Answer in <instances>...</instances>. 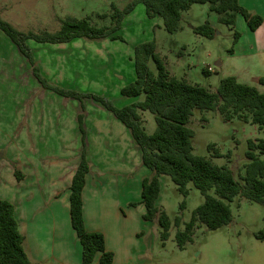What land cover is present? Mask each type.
<instances>
[{
  "label": "rangeland",
  "instance_id": "rangeland-1",
  "mask_svg": "<svg viewBox=\"0 0 264 264\" xmlns=\"http://www.w3.org/2000/svg\"><path fill=\"white\" fill-rule=\"evenodd\" d=\"M133 1L0 0V16L23 32H54L61 27L58 18L68 16L91 18L98 26L109 25V19L96 16L112 14L113 6L124 10ZM207 21L215 27L213 39L198 36L192 30ZM181 27L176 33H168L162 19L148 18L139 2L122 21L118 33L123 40L76 39L59 45L28 41L40 75L52 87L76 94L71 96L43 87L34 76L30 61L0 30V169H15L16 161L26 163L31 158L41 169L40 178L44 180V174L48 178L50 172H56L59 186L64 184L62 172L79 163L80 151L85 148L88 163L91 160L95 170L106 174L104 193L113 192L115 167L132 168V203L137 204L132 206V239L145 251L143 259L132 264H247L241 254L245 256L246 243L256 233H264V205L249 201L239 204L235 199L230 203L234 216L230 226L211 231L198 225L193 241L180 250L176 233L184 229L204 197L192 183L184 197L169 176H161L156 205L173 222L170 238L163 242L158 218L147 222L137 210L145 168L129 130L102 102L82 96L101 97L119 109L143 100V95L127 98L121 91L136 78V47L150 41L156 42L157 53L170 75L217 90L221 79L232 69L234 32L241 30L219 23L218 15L210 11L208 4H195L184 12ZM219 62L224 66H218ZM149 66L157 72L152 60ZM208 68L213 71L207 74ZM140 114L146 132L152 134L156 129L153 114ZM189 126L194 132V154L215 165H227L239 181L249 163V141L264 139V129L259 126L237 118L225 121L216 111L194 110ZM210 194L215 196L214 191ZM176 218L181 219L179 228L174 225ZM97 258L98 255L92 264H97Z\"/></svg>",
  "mask_w": 264,
  "mask_h": 264
},
{
  "label": "trees",
  "instance_id": "trees-1",
  "mask_svg": "<svg viewBox=\"0 0 264 264\" xmlns=\"http://www.w3.org/2000/svg\"><path fill=\"white\" fill-rule=\"evenodd\" d=\"M145 7L148 18L160 17L168 33H176L181 28L183 13L195 4H208L210 11L218 15V22L235 30L238 15L247 22L250 30L256 31L264 22V15L252 14L245 9L239 0H134L124 10L113 6L112 14L97 15L100 19H109V25L98 26L91 18L78 19L68 16L59 19L61 27L54 32H23L0 16V30L5 33L20 52L30 61L34 76L43 87L52 89L61 95H76L52 87L44 79L35 65L28 41L38 43L65 44L76 39L85 40H123L118 33L124 17L133 11L137 3ZM201 37L213 39L216 30L210 22L192 28ZM240 33L235 30V45ZM155 41L145 42L135 49L134 68L136 78L121 91L127 98H140L132 105L117 108L105 99L94 95H82L102 102L115 117L130 131L138 147L143 165L152 173L142 184V200L146 212L145 221L158 218L161 227V240L167 241L171 235L173 222L165 211L157 205L161 191V176H169L178 187L179 192L187 197L188 185L193 184L203 195V203L197 207L191 220L184 229H178L175 241L180 250L193 241L194 231L198 225H204L214 231L228 226L233 220L230 203L236 198L246 199L252 203L264 205V139L249 141L246 154L249 163L241 181L236 180L233 171L227 165L218 166L205 157L194 154V132L189 124L194 110L216 111L225 121L240 119L251 122L264 129V93L255 86L240 83L235 77L221 79L216 91L192 84L186 79L170 75L164 59L157 53ZM233 52V48L230 53ZM152 60L157 72L149 66ZM208 74L209 72L205 70ZM264 85V78L259 79ZM153 114L156 129L152 134L146 132L140 112ZM82 125V123H81ZM83 146L85 139L83 138ZM90 165L86 158L85 148L80 163L70 185V214L72 227L82 246V264H92L100 254L99 264H113L114 254L106 250L105 237L101 232H91L84 221L83 190L87 183ZM15 176L21 174L15 170ZM214 191L215 196L210 192ZM132 203V206H136ZM184 207V203L181 208ZM180 218L174 225L179 228ZM264 240L261 231L255 234ZM25 237L19 230L14 205L6 200L0 201V264H30L24 249Z\"/></svg>",
  "mask_w": 264,
  "mask_h": 264
},
{
  "label": "crops",
  "instance_id": "crops-1",
  "mask_svg": "<svg viewBox=\"0 0 264 264\" xmlns=\"http://www.w3.org/2000/svg\"><path fill=\"white\" fill-rule=\"evenodd\" d=\"M239 2L252 14L264 15V0ZM212 27L215 28L213 25ZM236 28H239L241 33L233 52L230 53L234 62L226 77L233 76L240 83L255 86L264 93V85L259 84V79L264 78V22L256 31H252L245 19L238 15ZM218 66L223 67L224 63L219 62ZM207 71L212 72L209 68ZM135 148L141 158L136 145ZM81 156L82 151L79 160ZM15 163L17 167L15 169L14 167L0 169V201H9L15 207L19 230L25 237L24 249L30 264H82V246L72 227L70 214V185L80 161L68 171L62 172L64 176H61V181L64 184L59 186L56 183V172H50L48 178L44 174L42 180L41 169L31 158H27L26 163L20 159ZM89 165L90 172L83 190L86 228L91 232L103 233L106 250L114 254L113 264H132L142 260L145 251L137 247L136 241L132 239V168L115 167L117 170L113 174L116 175V184L112 186L113 192L109 194L102 192V187L108 184V180L103 179L106 174L95 170L96 166L91 160ZM141 166L145 168L142 174L144 180L152 173L143 163ZM120 168L123 169L119 171ZM15 170L20 172L22 176L20 180L16 178ZM141 200L142 189L141 197L136 200L139 202V208L136 209L144 219L146 208ZM236 200L239 204L247 202L246 199L239 197ZM133 218L135 220V215ZM246 248L243 250L245 256L241 254V258H245L247 264H264V240L254 237L246 243ZM99 260L100 254L97 264Z\"/></svg>",
  "mask_w": 264,
  "mask_h": 264
},
{
  "label": "built area",
  "instance_id": "built-area-1",
  "mask_svg": "<svg viewBox=\"0 0 264 264\" xmlns=\"http://www.w3.org/2000/svg\"><path fill=\"white\" fill-rule=\"evenodd\" d=\"M209 71H213L211 68H209Z\"/></svg>",
  "mask_w": 264,
  "mask_h": 264
}]
</instances>
